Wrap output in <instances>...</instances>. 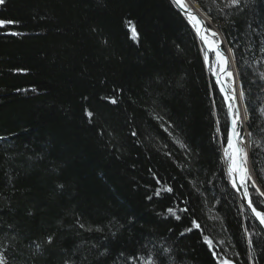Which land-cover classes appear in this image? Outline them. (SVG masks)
I'll use <instances>...</instances> for the list:
<instances>
[{"label": "trees", "instance_id": "16d2710c", "mask_svg": "<svg viewBox=\"0 0 264 264\" xmlns=\"http://www.w3.org/2000/svg\"><path fill=\"white\" fill-rule=\"evenodd\" d=\"M194 1L234 49L250 167L264 192V0L240 9ZM0 19L15 22L0 26L8 264H143L165 247L163 264H264V248L249 243L264 234L229 184L222 98L170 0H5ZM165 185L173 192L155 196ZM244 189L264 210V196ZM169 207L189 211L177 220ZM192 219L201 229L181 236Z\"/></svg>", "mask_w": 264, "mask_h": 264}, {"label": "snow or ice", "instance_id": "6c2138e0", "mask_svg": "<svg viewBox=\"0 0 264 264\" xmlns=\"http://www.w3.org/2000/svg\"><path fill=\"white\" fill-rule=\"evenodd\" d=\"M215 4L216 0H212ZM246 3V0H244ZM5 0H0V4H4ZM174 6H176L182 14L185 15L188 23L190 24L191 28L193 29L195 36L201 42L203 47L201 48V52L203 53V60L205 65L208 67L209 71L212 72L214 76H217V84H221L220 77L226 76L229 80L234 78V73L228 71L227 68L231 63H237L238 60L234 55V49L232 47H227L226 49H222V44H228L227 36L223 35L221 29L216 26L214 29L209 28L207 25L211 23V18H207V23L205 19L199 18V10L197 9L194 11L191 6L184 2V0H172ZM242 0H227L224 4V7L227 8H235L240 9ZM7 23H15L14 21H5L0 19V26H3ZM129 31L131 33V38L133 40H138V32L133 24V22L128 21ZM18 33H12V35H17ZM261 51L264 52V47L261 48ZM209 53L214 54L215 59H211ZM238 74V73H237ZM261 77L264 78V73H261ZM220 91L225 93V100L228 101V115L231 118V128L227 130V147L223 149L224 157L226 158V163L228 165L227 173L233 187H236V179L239 178L241 186L245 184L246 181L252 180V175L250 174L247 168V153L245 152L242 145L244 144V138L240 135V128L242 125L248 120V109H237L235 107V103L237 99L243 100L245 97L244 91L237 90L233 92L232 89H228V92H232V95L229 96L225 92V88L221 84ZM113 104L116 103L115 100L111 101ZM86 115L91 118L93 113L89 110H86ZM261 115H264V108L261 109ZM133 136L136 135L135 132L132 133ZM247 135H251V133H247ZM180 143L179 141H177ZM180 146L183 148L185 145L180 143ZM160 181L157 180V184ZM255 187V184H253ZM162 192L172 193L173 187L165 185L162 189L157 188L154 192L155 196H160ZM257 192L261 195H264V192L258 188ZM245 196H248L247 191L245 190ZM153 197L149 196L147 199L151 200ZM254 203H261L258 201H252L249 199L248 207L251 208L255 218L259 221L261 225H264V210H257V207H254ZM169 216H174L177 220L181 217L178 215V212H187L189 209L187 208H180L175 209L169 207L167 210ZM77 224L81 229H85L86 231H92L91 228H85V225L80 222L79 218H77ZM192 226L189 228L184 229L183 232L180 233L181 236L185 235L187 232H192L193 229H201V225L196 219H192L191 221ZM101 229H96V231H100ZM171 231V230H170ZM203 236V242L208 246L209 250L213 248V241L209 238L208 235ZM47 243H52V237L49 236L47 238ZM250 244L253 246L260 245L264 248V239L261 241H249ZM39 247V245H37ZM171 252L170 248H163L155 255L149 254L147 258L143 259V264H157V260H159V264H163L162 257L166 256L168 253ZM105 253H101L104 255ZM217 254L213 252V256L215 257ZM0 264H8V260L4 254H0ZM65 264H71L70 261H65ZM220 264H231L230 260H223L220 261Z\"/></svg>", "mask_w": 264, "mask_h": 264}, {"label": "water", "instance_id": "95a60500", "mask_svg": "<svg viewBox=\"0 0 264 264\" xmlns=\"http://www.w3.org/2000/svg\"><path fill=\"white\" fill-rule=\"evenodd\" d=\"M171 1V3H172V0H170ZM193 4H195V6H197V9L199 10V11H201V13H198L199 14V18L200 19H205V21H206V23H207V18H209L207 15H206V13L198 6V4L194 1V0H190ZM173 4V3H172ZM174 6V5H173ZM175 8H176V10L185 18V20H186V22H187V24L190 26V24L188 23V21H187V19H186V17H185V15L184 14H182L181 12H180V10L176 7V6H174ZM194 11H196L197 9H194L193 7H191ZM208 25H210V24H208ZM207 25V26H208ZM190 28H191V26H190ZM192 29V28H191ZM192 31H193V29H192ZM194 32V31H193ZM195 34V33H194ZM197 38V37H196ZM221 39H223V37L221 36ZM198 40V39H197ZM198 42L200 43V45H201V47H203V45L201 44V42L198 40ZM223 46H224V44H222L221 45V47H222V49H223ZM209 56H210V58L212 59V53H209ZM205 64V63H204ZM205 68H206V70H207V72H208V74H209V76L211 77V79L214 81V83H215V85H216V87H217V90H218V92L220 93V96H221V98H222V101H223V104H224V107H225V111H226V117H227V120H228V129H230L231 128V118L229 117V115H228V101H226L225 100V93H222L221 91H220V87H221V84L223 85V87L225 88V92L229 95V96H231L232 95V92H228V87L226 86V80H225V77L222 75L221 77H220V79H221V84H217V76H214L213 74H212V72L211 71H209V69H208V67L205 65ZM229 68H231L232 70H233V72L235 73V82H236V90H241V87H240V83H239V75L237 74L238 73V70H237V67H236V64L235 63H231L229 66H228V68H227V70L229 69ZM242 101V106H243V108H246V106H245V103H244V100H241ZM236 107V106H235ZM237 108V107H236ZM246 123V122H245ZM245 123L243 124L244 126H245ZM247 153V152H246ZM225 164H226V170H227V168H228V165H227V163L225 162ZM247 168H248V170H249V172H250V174L252 175V177H253V174H252V170H251V167H250V162H249V154L247 153ZM250 182L251 183H253V184H255V188L256 189H260V187L258 186V184L256 183V181H255V179H254V177L252 178V180H250ZM230 184L232 185V183H231V181H230ZM233 187V186H232ZM233 189H234V191H235V194L237 195V197H238V199H239V201H240V203L244 206V208L246 209V211L249 213V215L252 217V219L255 221V223L258 225V227H259V229L262 231V233L264 234V225H261L260 223H259V221L255 218V216H254V214H253V212H252V210H251V208H249L248 207V201H249V199L245 196V191H244V189H243V186H241V184H240V181H239V178L237 177V179H236V187H233ZM261 190V189H260ZM261 192H262V190H261ZM231 264H235V263H231Z\"/></svg>", "mask_w": 264, "mask_h": 264}, {"label": "rangeland", "instance_id": "374dc122", "mask_svg": "<svg viewBox=\"0 0 264 264\" xmlns=\"http://www.w3.org/2000/svg\"><path fill=\"white\" fill-rule=\"evenodd\" d=\"M210 25L212 26V28L214 29L215 27H214V24H212V23H210ZM214 59H215V57H214ZM232 69H228V71H231ZM231 72H233V70L231 71ZM234 73V72H233ZM235 74V73H234ZM225 77V80H226V86L228 87V89H232L233 90V92H235V91H237L236 90V86H235V81H234V78L232 79V80H229L226 76H224ZM234 77H235V75H234ZM245 125H246V123H245ZM241 130H240V135H241V137H243L244 138V144L242 145V147L245 149V147H246V135H245V131L243 132V129H244V126L242 125V127L240 128ZM223 149H224V147H223ZM246 183H249V184H251L252 186H253V183H250L249 181H246L245 182V184ZM230 184V183H229ZM254 187V186H253ZM256 189V188H255ZM256 191H257V189H256ZM260 194V193H259ZM262 196H264V195H262ZM249 214V213H248Z\"/></svg>", "mask_w": 264, "mask_h": 264}, {"label": "bare ground", "instance_id": "6f19581e", "mask_svg": "<svg viewBox=\"0 0 264 264\" xmlns=\"http://www.w3.org/2000/svg\"><path fill=\"white\" fill-rule=\"evenodd\" d=\"M184 2L185 3H187V4H189L191 7H193L194 9H197V6H195V4H193L190 0H184ZM198 13H201V11H199ZM231 69V68H230ZM232 71V70H231ZM235 75V74H234ZM234 81H236L235 80V77H234ZM235 85H236V82H235ZM235 106L237 107V109H243V106H242V101L240 100V99H237L236 100V103H235ZM227 118V117H226ZM244 126V125H243ZM227 127H228V120H227ZM228 129V128H227ZM227 134V133H226ZM247 138V137H246ZM245 152H247L248 153V142H247V140H246V147H245ZM226 172H227V170H226ZM228 174V173H227ZM244 186V185H243ZM231 187H232V185H231ZM232 189H233V187H232ZM234 190V189H233ZM235 192V191H234Z\"/></svg>", "mask_w": 264, "mask_h": 264}, {"label": "clouds", "instance_id": "9594fccd", "mask_svg": "<svg viewBox=\"0 0 264 264\" xmlns=\"http://www.w3.org/2000/svg\"><path fill=\"white\" fill-rule=\"evenodd\" d=\"M223 157H224V152H223ZM224 162H226V158L224 157ZM226 165V164H225ZM253 174V173H252ZM253 177H254V175H253ZM255 179V178H254ZM229 180H230V178H229ZM249 182H250V180H248ZM256 181V180H255ZM251 183V182H250ZM257 183V182H256ZM231 185V184H230ZM259 186V185H258ZM243 189H244V186H243ZM254 189H255V187H254ZM261 189V188H260ZM256 190V189H255ZM244 191H245V189H244ZM263 192V191H262ZM259 194V193H258ZM261 195V194H260ZM248 198V197H247ZM258 210V209H257ZM259 211V210H258Z\"/></svg>", "mask_w": 264, "mask_h": 264}]
</instances>
